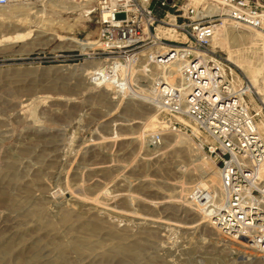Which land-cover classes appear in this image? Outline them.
I'll return each mask as SVG.
<instances>
[{
  "label": "rangeland",
  "instance_id": "1",
  "mask_svg": "<svg viewBox=\"0 0 264 264\" xmlns=\"http://www.w3.org/2000/svg\"><path fill=\"white\" fill-rule=\"evenodd\" d=\"M76 5L82 7L69 9ZM38 16L45 25L37 21ZM23 18H32L31 25L29 21L25 24L33 31L31 36L7 40L14 36L8 33L11 21ZM99 31V0H37L0 8V264L261 263V259L224 247L213 249L205 225L194 234L184 228L138 225L142 221L131 220L132 215L140 214L191 225L195 212L212 208L213 203L199 198L210 188L216 195L219 174L215 175L217 182H210L214 175L205 178L204 172L211 170L207 162L217 170L218 163L190 134L183 135L188 137L192 152L188 145L182 148L173 144L158 151L144 148L145 144L136 146L125 138L131 127L146 137L157 127L114 126L124 117L150 115L148 102L132 97L129 100L133 99L134 108L125 99L130 88L148 85V79L136 72L138 82L124 90L123 98L115 104L107 96L115 92L112 88L88 85L91 76L86 78V74L93 70H82L91 63L87 59L91 50L72 47L67 39L96 42ZM217 49L239 75V84L250 81L228 61L230 54L255 67L264 56L261 47L251 44L230 53ZM94 62L96 68L103 65ZM63 67L74 69L61 71ZM111 97L117 98L114 94ZM253 105L260 111L259 105ZM260 114L257 125L264 121V110ZM112 130L122 136L111 139ZM174 134L163 129V141ZM146 150L151 154L145 156ZM263 174L258 176L262 184ZM164 194L173 197L160 198ZM96 219L111 220L114 228L104 223L89 238L80 226ZM209 229L222 239L234 240L218 223L211 222ZM119 243H136L138 256L113 251L111 247ZM109 252L113 253L103 256Z\"/></svg>",
  "mask_w": 264,
  "mask_h": 264
},
{
  "label": "built area",
  "instance_id": "2",
  "mask_svg": "<svg viewBox=\"0 0 264 264\" xmlns=\"http://www.w3.org/2000/svg\"><path fill=\"white\" fill-rule=\"evenodd\" d=\"M35 1L0 0V8ZM99 14V46L87 59L104 68L91 72L93 82L125 90L138 82L136 67L142 59H148L144 78L149 62L162 67L165 71L153 81L158 129L148 134V143L160 146L163 129L190 134L218 163L217 188L226 198L220 201L210 188L199 199L211 205L217 202L220 211L254 201L264 163V133L257 125L261 114L253 104L263 115L264 94L253 93L247 81L239 84V75L213 42L226 25L255 30L264 37V1L99 0Z\"/></svg>",
  "mask_w": 264,
  "mask_h": 264
},
{
  "label": "bare ground",
  "instance_id": "3",
  "mask_svg": "<svg viewBox=\"0 0 264 264\" xmlns=\"http://www.w3.org/2000/svg\"><path fill=\"white\" fill-rule=\"evenodd\" d=\"M79 1L81 2V0H79ZM86 1L90 2L91 0H86ZM77 5H78V3H77ZM77 5L76 6H71V7H69V9H74V8L80 7V6H77ZM28 16L30 17V15H28ZM33 17H36V13L33 14ZM42 17H43V15H42ZM30 19H32V18H30ZM30 19L23 18V19H19V20L17 19L15 21L13 20L14 22L11 21V23L9 25L10 32H8V33L14 34V36L13 37H8L7 40H14V39L24 40L25 38H28L29 36H31L33 31L29 30V29H27L25 27V24H27L28 23L27 21H29ZM37 19H38L37 21H39V16H38ZM43 19H45V18L44 17L42 19L40 18V20H43ZM31 22H32V20H31ZM31 22L29 21L28 24H30ZM39 22L43 23L44 20H43V22H41V21H39ZM43 24L45 25V23H43ZM43 24H40L42 28H43V26H42ZM37 26H39V25H37ZM41 27H38V28H41ZM242 29H247V28L239 27V26H236V25H229V26L222 27L218 31V33H217V35H216V37L214 39V42H213L214 48L215 49L220 48L221 50L230 53V52H233L235 50H239V48H241V47H244L246 45L251 44L253 46L261 47L263 49V52H264V37H263V35L261 36V35H259L258 32H256L255 30L253 31L251 29H248L249 33H245ZM2 37H4V35H2ZM55 37L57 38V35L54 33L53 39H55ZM67 41L69 42L70 46L75 47L77 49H84L86 51L96 49L99 46V44L97 42L80 41V40H77V39H74V38L67 39ZM217 50H219V49H217ZM231 54H233V53H231ZM231 54H230V57H229L228 61L231 64H233L234 66H236L247 77V79L250 81V83L252 84V87H253V88H251V91L253 92V89H254V91L256 92L255 93L256 95L262 96L264 94V56H263V59L260 62V64H258V66L255 67V66H252L251 63H249L245 59H240V58H238V56L235 57L234 55H231ZM147 60L148 59H142L141 61H139V63L137 64V67H136V68H138L136 70V72L139 73L142 77H143V67H145V64H146ZM149 63H150L149 64V70H148L149 73H147L148 85H141V86H138V87H134L133 89L130 88L129 90H128V88H129L128 87L127 90L129 91V94L127 96H125V99L127 98L129 100L132 97H137L142 102H144V101L148 102V104H150L152 106L151 108H149L150 112L147 111V112H149L148 114H150V115L146 114V115H148L146 117H145V115L132 116L133 118H130V119H127L126 117H124V118L122 117L123 120H121L120 123H118V121H116L115 123H118V124H116L114 126H119V125L132 126L134 124H140L141 125L140 128L144 127V130L145 129L148 130L147 129L148 127L150 128V130H151V127L153 129L158 127L157 118H156V114H155V113H157L156 112L157 111V103L155 101V89H154V82L153 81L156 80L157 76L162 75L163 71H165V70L162 67H160L157 64H155L154 62H149ZM96 67H97V64L94 61L93 62L91 61L90 65L87 66L85 69H83L82 72L89 71V70H93L94 71V70H97V69H102V68H104V64L102 66H99L98 68H96ZM71 69H74V68L73 67H63L61 69V71H69ZM90 74L91 73L88 72L86 74V78ZM88 80H89V81H87L88 85L91 86V85L95 84L93 82V80L90 81L91 77H89ZM96 85L103 86L101 83H96ZM125 92H124V90H119V91H115V92H112V93H107V96L110 97V100L112 101V103L115 104L116 101L117 102L119 101V98H123V96L121 94L125 93ZM113 94L115 96H117V98L116 97H111V96H113ZM117 104H119V103H117ZM129 105L132 106V107L134 105L135 106L134 108H136V105L133 102V99L129 100ZM129 108H131V107H129ZM129 108L127 109V111H130ZM257 112L259 114L262 113L261 107H260V111H257ZM136 119H140V120L136 121ZM130 122H133V123H130ZM258 128L264 133V121H260V123L258 124ZM139 130H141V129H139ZM129 132H130L129 133V137H125V138L133 140V142L135 143L136 146L137 145L141 146V144L142 145L145 144L144 148H155V149H157L159 151L161 148H165V147H167V146H169L171 144H173L172 146H179V147L182 146V148H183V146L188 145V147L190 148V152H192V147L189 145L190 141H189L188 137L185 136L186 134L183 135V134L175 133L174 136H172V137H170L168 139L164 138V141L162 140L163 142H161L160 146L152 147L148 143V140H147L146 136H142L141 134L139 135L138 134L139 132L138 131H134L132 127L130 128ZM110 135H109L110 138L112 137L111 139H113V137L118 139V137L120 138V136H122L117 131L115 132V130H112L110 132ZM144 137H145V139H144ZM95 143H97V142H95ZM146 152L147 153L145 154V156H148L149 154H151L147 150H146ZM199 158L201 159L202 157H196V159H199ZM202 161H203V158H202ZM205 162L206 161H203V163H205ZM207 164H209L208 166H210L211 170H210V173L209 172H204V176H205V178H207L210 175H214V178H210L211 176L209 178L211 179L210 182L213 181V180L215 182L216 181V179H215L216 176L215 175L219 174L218 170L212 164H210L208 162H207ZM197 167H200V166H197ZM263 173H264V163L262 164L261 168L258 171V176L262 175ZM259 179H261V178H259ZM189 180H192V178H189ZM259 185H260V189H259L258 193H257V191H255V193H257L256 199L254 201H250L249 203H247L245 205V207H241V208L236 207V208L229 209V210L221 209V211H220L219 209H216L217 202H213V205L211 206L212 208H207L204 213H200V211L199 212H195L193 217L190 219L191 225H189V226L185 225V221L184 222L183 221L171 222L172 220L170 221L167 218H166V220H164L162 217H157V218H154V217L152 218L151 217L150 218V217H146V216H141L140 214H137L138 216H133L132 215V217H131L132 219L131 220L132 221H136V222L137 221L138 222L142 221L141 223H138V225H144L145 223L146 224L147 223H149V224L152 223V224H163V225H166V227L171 226V228L173 226V227L177 228L178 230L180 228H184V229L192 230L194 232V234H195V232L198 231V228L200 226L205 225L204 226L205 227V232L208 231V234H209V237H210L209 238L210 239L209 240L210 241L209 242V246H211L213 249L214 248L217 249L219 247H224V250L227 249L228 251H231V252H233V251L234 252L235 251L241 252V253H244V254H247V255L254 256V257L258 258L259 260L261 259V263H259V264H264V184L259 183ZM158 189H161V188L158 187ZM216 195L219 198H221L220 201L221 200L223 201V199L224 200L226 199L225 196L224 195H220L218 191H216ZM165 196L167 197L168 195L164 194V196H161L160 198H165ZM168 197H173V195H171V196L169 195ZM209 207H210V205H209ZM88 211H90V210H88ZM113 211H114V209H113ZM126 216L129 217L131 215H126ZM67 218H68L67 219V221H68L69 217H67ZM115 218H117V216ZM214 218H215V220L213 221ZM103 219H106V218H103ZM103 219H96L94 221H86V222L81 224L80 227L83 229V230L82 229L81 230L82 231H86L87 234L89 233L88 235H89V238H90V235L92 233L97 232L100 228H102L104 223L108 224L109 226H111L110 224H113V222L111 223V220L104 221ZM109 219H113V218L110 217ZM128 220H130V218ZM211 222L214 223V224L218 223L220 229H226L234 237V240L236 239V241H234V240L228 241V240L222 239L220 237L221 235L219 236V235L215 234V232L211 231L209 229V225L211 224ZM65 223L66 222H64V224ZM259 223H260V225H259ZM112 226H114V225H112ZM111 227L109 228L110 231H112L113 230L112 228H114V227H112V228ZM172 229H174V228H172ZM169 232H171V231H169ZM84 236H85V234H84ZM93 237H94V234H93ZM81 239H82V237H81ZM84 239L86 240V237ZM111 249L113 251H115L116 253H118L120 255H123V256H134V257H137L138 254H139V251H138L136 243L135 244H123V245H120V243H119V246L116 247V245H114V247L112 246ZM61 253H62V251H61ZM112 253L113 252H109L107 254H103V256H110Z\"/></svg>",
  "mask_w": 264,
  "mask_h": 264
},
{
  "label": "crops",
  "instance_id": "4",
  "mask_svg": "<svg viewBox=\"0 0 264 264\" xmlns=\"http://www.w3.org/2000/svg\"><path fill=\"white\" fill-rule=\"evenodd\" d=\"M264 1V0H263Z\"/></svg>",
  "mask_w": 264,
  "mask_h": 264
}]
</instances>
